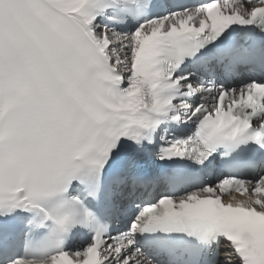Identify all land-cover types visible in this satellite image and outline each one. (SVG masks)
<instances>
[{
    "label": "snow or ice",
    "instance_id": "obj_1",
    "mask_svg": "<svg viewBox=\"0 0 264 264\" xmlns=\"http://www.w3.org/2000/svg\"><path fill=\"white\" fill-rule=\"evenodd\" d=\"M0 264H264V0H0Z\"/></svg>",
    "mask_w": 264,
    "mask_h": 264
}]
</instances>
